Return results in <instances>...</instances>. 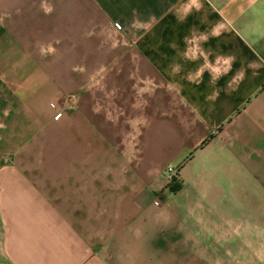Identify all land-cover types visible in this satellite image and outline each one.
I'll return each instance as SVG.
<instances>
[{
	"label": "crops",
	"instance_id": "crops-1",
	"mask_svg": "<svg viewBox=\"0 0 264 264\" xmlns=\"http://www.w3.org/2000/svg\"><path fill=\"white\" fill-rule=\"evenodd\" d=\"M0 264H264V0H0Z\"/></svg>",
	"mask_w": 264,
	"mask_h": 264
},
{
	"label": "built area",
	"instance_id": "built-area-1",
	"mask_svg": "<svg viewBox=\"0 0 264 264\" xmlns=\"http://www.w3.org/2000/svg\"><path fill=\"white\" fill-rule=\"evenodd\" d=\"M165 174H166L167 183L169 185L170 184L172 185L174 183L175 176L178 174V171L174 167H170V168L167 169Z\"/></svg>",
	"mask_w": 264,
	"mask_h": 264
},
{
	"label": "trees",
	"instance_id": "trees-1",
	"mask_svg": "<svg viewBox=\"0 0 264 264\" xmlns=\"http://www.w3.org/2000/svg\"><path fill=\"white\" fill-rule=\"evenodd\" d=\"M207 142H208V141H207ZM205 144H206V142H205ZM178 178H179V174H177V175L175 176L174 183L171 185V189H172L173 192H176V191L179 190V186H180V184H179V180H178Z\"/></svg>",
	"mask_w": 264,
	"mask_h": 264
}]
</instances>
